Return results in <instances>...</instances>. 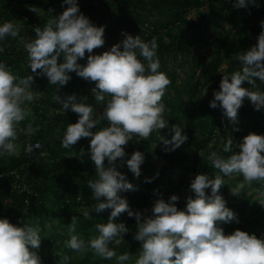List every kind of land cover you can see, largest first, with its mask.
<instances>
[{
  "label": "trees",
  "instance_id": "16d2710c",
  "mask_svg": "<svg viewBox=\"0 0 264 264\" xmlns=\"http://www.w3.org/2000/svg\"><path fill=\"white\" fill-rule=\"evenodd\" d=\"M77 3L92 23L104 26V41L110 37L120 41L125 33L140 35L144 40L156 38L159 70L170 79L162 97L168 123L160 133L170 138L172 126L179 125L187 140L174 150L165 151L161 141L153 147L159 130L153 131L147 139L134 135L123 146L125 156L113 163L135 186L119 193L134 212L150 214L156 199L168 200L172 194L179 197L174 202L177 207L185 208L187 198L195 196L190 187L191 174L203 172L214 176L219 173L207 160L211 150L226 157L230 153H224L222 145L227 137L232 138L233 151L238 152L237 136L249 132L264 134V106L257 109L248 97L243 98L234 121L224 114L219 102L216 107H210L224 73L240 69L238 53L257 44L261 21H264V0H255L247 7H234L233 0H77ZM66 7L62 0H0V22L11 20L22 26L20 36H6L0 41L4 47L0 60L20 76L31 73L34 77L31 87L39 93V98L29 104L31 115L19 125L23 129L31 123L34 134L28 136L19 131L20 154L0 156V217H7L13 224L32 223L40 227L41 242L35 251L44 264H58L59 255L63 254L71 257L70 264H115L114 258H101L90 249L75 252L65 246L73 215L78 216L75 232L87 242L97 234L96 223H106L111 212L110 208L94 210L96 199L87 183L97 175L94 162L89 159L91 138L81 137L69 148L61 146L63 128L75 122L79 114L70 107L64 110L54 99L59 95L63 100L74 93L78 100L92 105L94 116L101 117L97 127H103L109 121L103 116L105 105L97 103L91 91L95 81L72 71L66 84L52 85L46 75L32 73L24 47L26 40L35 37V27L43 28L50 17L59 15ZM193 9L198 10V15L190 19L188 13ZM203 44L210 45L213 52L202 56L192 48V45L203 47ZM100 47H95L92 54ZM88 55L86 50L78 62L86 64ZM61 59L58 57V61ZM255 80L256 87L264 91V81L259 77ZM242 86L252 87L248 81H242ZM37 142L40 147H34L32 153L24 151L28 143ZM136 150L144 156L139 176L126 163ZM155 158L165 161L162 171H169L165 182L152 173ZM238 180H244L242 174L230 178L219 189L227 206L236 214V218L221 222V226L225 233L240 228L264 236V204L260 203L264 200L261 195L264 187L252 181L242 187L239 194H233L231 188ZM85 210L89 217L83 216ZM113 219L123 222L129 231L120 245L109 246L118 253L127 251L135 258L140 248V242L134 239L135 216L124 211ZM250 223L255 230L249 227Z\"/></svg>",
  "mask_w": 264,
  "mask_h": 264
},
{
  "label": "clouds",
  "instance_id": "9594fccd",
  "mask_svg": "<svg viewBox=\"0 0 264 264\" xmlns=\"http://www.w3.org/2000/svg\"><path fill=\"white\" fill-rule=\"evenodd\" d=\"M62 2L68 7L50 17L43 28L35 27V37L24 42L28 67L36 75H46L48 83L58 87L71 79L72 71L95 81L91 91L96 102L105 105L103 116L109 121L103 127H97L101 117L94 116L92 105L78 100L74 93L63 100L59 95L54 99L64 110L70 107L79 114L75 122L67 123L63 128L61 146L69 148L81 137L91 138L89 159L94 162L97 175L87 183L96 199L94 210L111 209L108 221L96 223L97 234L87 242L75 232L78 216L73 215L65 246L75 252L90 249L101 258H114L115 264H264V236L240 228L224 232L221 222H231L236 214L219 192L225 184L219 173L224 176L239 173L245 181H257L264 187V134L249 132L239 143L238 152L233 151V140L227 137L222 145V151L230 153L226 157L211 150L207 160L219 173L209 176L201 172L194 176L190 187L195 196L187 198L185 208L177 207L174 202L179 197L172 194L168 200L156 199L150 214L134 212L119 193L135 186L113 163L125 156L123 146L134 135L147 139L156 130H159L157 141L162 142L165 151L174 150L187 140L179 125L172 126L170 138L160 133L168 123L162 97L170 79L159 70L157 40L155 37L144 40L140 35L125 33L124 39L110 49L92 54L95 47L104 44V26L92 23L79 10L77 0ZM254 2L233 0L234 7H247ZM261 24L257 44L238 53L240 69L224 73L219 90L210 101V107H216L219 102L224 114L233 121L244 97H248L257 109L264 106V91L256 87L255 80L259 77L264 81V21ZM21 27L11 20L0 22V41L6 36H20ZM86 50L89 53L87 62L81 65L78 61L85 56ZM3 51L4 47L0 45V52ZM58 57L62 59L58 61ZM33 79L31 73L20 76L12 72L0 60V156L20 154L19 131L28 136L34 134L31 123L26 128H19L20 122L31 115L30 102L39 98V93L31 87ZM242 81H248L252 87L242 86ZM34 147L39 148L40 144L28 143L24 151L32 153ZM143 159V153L136 150L126 160L136 176L140 174ZM209 187L210 193H206L205 189ZM231 191L233 194L240 192L235 187ZM260 203L264 204V200ZM124 211L136 219L134 239L140 242V248L135 258L127 251L118 253L109 246L120 245L129 231L123 222L117 223L113 219ZM83 216L89 217V212L85 210ZM40 242L41 229L37 224L17 225L7 217H0V264H44L35 251ZM70 259L68 254L59 255L58 264H70Z\"/></svg>",
  "mask_w": 264,
  "mask_h": 264
},
{
  "label": "rangeland",
  "instance_id": "374dc122",
  "mask_svg": "<svg viewBox=\"0 0 264 264\" xmlns=\"http://www.w3.org/2000/svg\"><path fill=\"white\" fill-rule=\"evenodd\" d=\"M197 15H198V10L197 9H193V10H191L188 13V17H190V19H195L197 17ZM123 39H121L120 41H122ZM117 42H119V41H115L111 37L105 39L104 44L102 45V47H100L99 50L96 51L94 54H101L103 51H105L107 49H110V47L114 43H117ZM121 48H123V45L122 44H121ZM192 48L196 52L200 53L202 56H205V54L208 53V52L209 53H212L213 52L212 51V48L210 47V45H206V44H203V47H198L196 45H192ZM207 59H209V58H207ZM198 72H199V70H198ZM243 137H244L243 135H239V136L236 137V140L241 142L242 139H243ZM158 142L159 141H157V140L154 141L153 142V147H156L158 145ZM164 164H165V161L163 159L155 158L154 159L153 166H152V173L153 174H156V175H159L160 176V181H162V182H165L166 181L167 175L169 174V171H166V170L165 171H162V168L164 167ZM195 175H196V173H192L191 174V176H193V178H194ZM237 175H238V173H233V174H231L229 176L224 177L225 183H227L230 180V178L236 177ZM250 183L247 182V181H245V180H238V181H236L235 188H237L238 190H240L242 187H244L246 185H249ZM250 187H248V188H250ZM251 189H253V188H251ZM205 191H206V193H210V187L209 188H206ZM248 194H250L249 191H248ZM238 197L239 198H243V197H241V195H239ZM251 226L253 227V224L252 223L249 224V227H251ZM253 229L255 230L254 227H253Z\"/></svg>",
  "mask_w": 264,
  "mask_h": 264
},
{
  "label": "built area",
  "instance_id": "2783aa9c",
  "mask_svg": "<svg viewBox=\"0 0 264 264\" xmlns=\"http://www.w3.org/2000/svg\"><path fill=\"white\" fill-rule=\"evenodd\" d=\"M37 143H39V142H37ZM37 143H36V144H37ZM36 144H35V145H36ZM39 144H40V143H39Z\"/></svg>",
  "mask_w": 264,
  "mask_h": 264
}]
</instances>
